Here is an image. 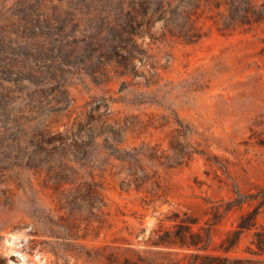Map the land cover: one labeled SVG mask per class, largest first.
<instances>
[{"label":"rangeland","instance_id":"rangeland-1","mask_svg":"<svg viewBox=\"0 0 264 264\" xmlns=\"http://www.w3.org/2000/svg\"><path fill=\"white\" fill-rule=\"evenodd\" d=\"M262 183L264 0H0V264L175 260Z\"/></svg>","mask_w":264,"mask_h":264},{"label":"trees","instance_id":"trees-1","mask_svg":"<svg viewBox=\"0 0 264 264\" xmlns=\"http://www.w3.org/2000/svg\"><path fill=\"white\" fill-rule=\"evenodd\" d=\"M233 210H238L239 213L234 226L221 238L219 248L222 252L210 251L214 225ZM263 211L264 183L245 192L236 190L233 195L226 199H219L209 207L207 212L210 216L207 219V225H199L195 230L192 226L197 221L191 217L176 223L173 234L166 239V242L169 246L176 245L187 251L175 260L155 264H258L254 258L230 255L227 252L238 243L242 232L252 229L251 243L255 247L253 252L264 253V224L259 222V215Z\"/></svg>","mask_w":264,"mask_h":264}]
</instances>
